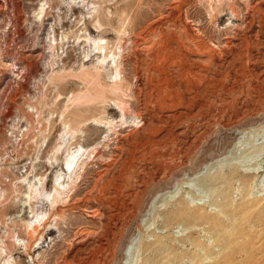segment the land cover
<instances>
[{"label": "rangeland", "instance_id": "1", "mask_svg": "<svg viewBox=\"0 0 264 264\" xmlns=\"http://www.w3.org/2000/svg\"><path fill=\"white\" fill-rule=\"evenodd\" d=\"M0 264H264V0H0Z\"/></svg>", "mask_w": 264, "mask_h": 264}, {"label": "bare ground", "instance_id": "2", "mask_svg": "<svg viewBox=\"0 0 264 264\" xmlns=\"http://www.w3.org/2000/svg\"><path fill=\"white\" fill-rule=\"evenodd\" d=\"M120 69H119V73H120ZM118 75H120V74H118ZM124 113V112H123ZM240 143V142H239ZM238 143V144H239ZM243 143V142H242ZM244 146H246V145H244ZM246 148V147H245ZM231 153V152H230ZM254 153V152H253ZM250 155V154H249ZM255 156L256 155H254V156H248V157H245V158H243V159H245V161H236L235 163H237V164H239V166L241 165V166H243L242 164H247V163H252V162H254L255 161ZM227 158H228V156H226L225 158H223V159H220L219 161H217L216 162V166H219V165H227V164H229V163H233V162H229L228 160H227ZM74 161H75V158L74 157H72L71 159H70V161L68 162V169H70V167L72 166V164L74 163ZM242 163V164H241ZM66 165V164H65ZM64 168V167H63ZM64 171H65V169H63ZM69 171V170H68ZM59 194H60V191L58 192ZM55 199V198H54ZM139 249V248H138ZM133 250V249H132ZM140 252V251H139ZM132 252H131V248H128L127 250H126V252H125V255L127 256L128 254H131ZM129 256H132V254L131 255H129Z\"/></svg>", "mask_w": 264, "mask_h": 264}]
</instances>
